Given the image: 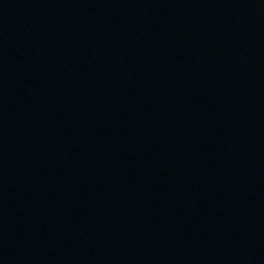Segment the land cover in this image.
<instances>
[{"label": "water", "instance_id": "1", "mask_svg": "<svg viewBox=\"0 0 264 264\" xmlns=\"http://www.w3.org/2000/svg\"><path fill=\"white\" fill-rule=\"evenodd\" d=\"M0 264H264V0H0Z\"/></svg>", "mask_w": 264, "mask_h": 264}]
</instances>
